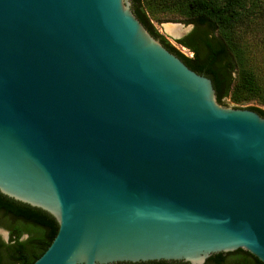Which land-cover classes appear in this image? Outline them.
<instances>
[{"label": "water", "instance_id": "obj_1", "mask_svg": "<svg viewBox=\"0 0 264 264\" xmlns=\"http://www.w3.org/2000/svg\"><path fill=\"white\" fill-rule=\"evenodd\" d=\"M0 193L58 223L32 264H264V118L131 0H0Z\"/></svg>", "mask_w": 264, "mask_h": 264}, {"label": "trees", "instance_id": "obj_2", "mask_svg": "<svg viewBox=\"0 0 264 264\" xmlns=\"http://www.w3.org/2000/svg\"><path fill=\"white\" fill-rule=\"evenodd\" d=\"M136 18L149 33L192 71L212 81L218 104L228 99L236 109H249L264 118V0H131ZM192 25L186 36L204 49L202 57H184L152 22L162 19ZM179 45H188L176 39ZM252 106L244 107V105ZM49 213L0 193V264H32L49 247L58 232ZM26 236L25 239H22ZM220 264H263L250 253L237 250L214 254L208 261ZM117 264H184L146 262Z\"/></svg>", "mask_w": 264, "mask_h": 264}, {"label": "rangeland", "instance_id": "obj_3", "mask_svg": "<svg viewBox=\"0 0 264 264\" xmlns=\"http://www.w3.org/2000/svg\"><path fill=\"white\" fill-rule=\"evenodd\" d=\"M152 24H153V26H154V28L157 30V32L159 33V34H161L164 38H166V40H168V42L173 46V47H175V49L176 50H178L179 52H182V53H184L186 56H188L189 58H191L190 57V53L188 52V50L187 49H183V48H181V46H179L176 42H175V40L176 39H174V36L173 35H171V34H169L167 31H166V29H165V26L166 25H177V26H182L181 28V30H182V32L180 33V37H179V39L180 38H182V36L183 35H185V33L190 29V27L191 26H189V25H185V24H183L182 22H180V21H175V20H168V19H166V18H164V19H162L160 22H152ZM224 102H225V105H226V108H233L234 107V105L232 104V103H230V101L228 100V99H225L224 100ZM247 106H252V107H254V105H252V104H249V105H244V107H247ZM256 107H259L260 109H262V110H264V107H262V106H256ZM1 235V234H0ZM2 236V235H1ZM3 238V237H2Z\"/></svg>", "mask_w": 264, "mask_h": 264}, {"label": "flooded vegetation", "instance_id": "obj_4", "mask_svg": "<svg viewBox=\"0 0 264 264\" xmlns=\"http://www.w3.org/2000/svg\"><path fill=\"white\" fill-rule=\"evenodd\" d=\"M189 26H191L190 27V29L185 33V35H183L182 36V38H180V39H183V41L188 45V47H186V46H184V45H179L178 43V45L179 46H181V48H185V49H187L188 50V52L190 53V54H192V56H191V58H194L195 56H200V57H202L203 55H204V49L201 47V46H199V45H197V44H195V43H192V42H190V40L188 39V38H186V36L192 31V29H193V26L192 25H189ZM184 49V50H185ZM179 52V51H178ZM180 54H182L184 57H187V58H189L188 56H186L184 53H182V52H180ZM0 230H3V229H0ZM5 231V230H4ZM7 232V231H6ZM0 237H1V239L3 240V238H2V236L0 235ZM4 241V240H3ZM4 242H7V241H4ZM211 258V257H210ZM209 258V259H210ZM208 259V260H209ZM208 260H206V262L204 263V264H220V263H217L215 260H211V261H208ZM182 263H184V262H182ZM184 264H189V263H184Z\"/></svg>", "mask_w": 264, "mask_h": 264}, {"label": "bare ground", "instance_id": "obj_5", "mask_svg": "<svg viewBox=\"0 0 264 264\" xmlns=\"http://www.w3.org/2000/svg\"><path fill=\"white\" fill-rule=\"evenodd\" d=\"M182 27V26H181ZM180 26H177V25H166L165 26V29H166V31L169 33V34H171V35H173V36H179L180 35V33L182 32V28H181Z\"/></svg>", "mask_w": 264, "mask_h": 264}, {"label": "built area", "instance_id": "obj_6", "mask_svg": "<svg viewBox=\"0 0 264 264\" xmlns=\"http://www.w3.org/2000/svg\"><path fill=\"white\" fill-rule=\"evenodd\" d=\"M192 56V54H190V57Z\"/></svg>", "mask_w": 264, "mask_h": 264}]
</instances>
